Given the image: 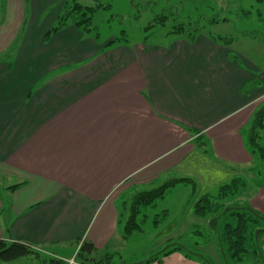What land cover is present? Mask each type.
<instances>
[{"label":"crops","instance_id":"0c3cea01","mask_svg":"<svg viewBox=\"0 0 264 264\" xmlns=\"http://www.w3.org/2000/svg\"><path fill=\"white\" fill-rule=\"evenodd\" d=\"M65 1L0 0V239L63 264L77 241L117 253L129 179L251 175L246 132L264 101V71L204 33L165 46L73 25L46 37Z\"/></svg>","mask_w":264,"mask_h":264},{"label":"rangeland","instance_id":"374dc122","mask_svg":"<svg viewBox=\"0 0 264 264\" xmlns=\"http://www.w3.org/2000/svg\"><path fill=\"white\" fill-rule=\"evenodd\" d=\"M239 1V6L236 7L232 3L227 4L226 0H112L110 10L100 12L97 17L98 34L102 39H106L112 36L119 37L121 30H125L126 38L132 40L130 42H137L141 41L149 33L154 32L155 34L152 35V38L160 41V35L166 29H156V32L150 30L144 34L139 31L149 25L155 15L167 10L174 12L176 10L180 19H190L191 22H197L202 18V22L207 23L209 21L207 18H214L219 20V22L207 26L206 29L223 37H232L234 47L243 52L249 62L264 71V25L261 22L264 21L263 6L257 4L255 0ZM237 8L250 11L249 17L237 18L238 20H236ZM257 11H261L260 17L256 14ZM118 15L126 17L120 22L119 19L115 18ZM135 15L138 18L133 17ZM112 16L114 20L110 23H105ZM129 16L131 18H127ZM222 18H226L227 21L221 22ZM168 26L167 24L166 27ZM203 33L206 34L207 30ZM254 35L255 38H251ZM262 144H264L263 141ZM250 169L251 175L237 177L245 183V188L233 199L225 200L224 204L238 203L248 206L251 211L260 214L264 220V160H261L256 155ZM167 180H169L168 177L153 179L152 183L149 184H138L132 183L134 179H129L119 187L116 191L114 202L117 203L119 210L120 236L128 217L126 204L130 202L132 196L137 192L157 187ZM230 180L224 179L218 183L211 184L203 179H196L198 192L194 198L189 197L190 187L178 185L174 189L169 190L165 199L156 208L148 209L146 213L147 219L143 224V232L136 234L129 240L120 239L117 247V253L121 257L120 264L145 262L161 250L174 244L184 248L179 251L185 257L181 264H224L223 257L215 241L211 239L208 243L203 242V237L211 231L207 227V220H199L198 223H195V225L202 226L201 228H192V225H190L191 219H194L191 207L199 194L208 192L214 197L217 195L218 187L230 182ZM155 220L158 221L157 224H154ZM262 226V223L256 226L253 225L255 231L253 237L250 236L252 239H249L246 244L247 253L244 255L243 261L238 263L230 261L229 264H264V234L261 233L262 236L259 238L256 235V232L260 231L259 228ZM72 244V246L62 247L58 251L59 255L65 258H75L78 251V243L74 242ZM44 255L41 257L44 262L37 259H21L10 263L0 262V264H51V257L45 253ZM30 259L33 258L30 257ZM78 262L79 258L77 257L74 261L72 259L67 260L66 264ZM150 264H157V262L152 261Z\"/></svg>","mask_w":264,"mask_h":264},{"label":"trees","instance_id":"16d2710c","mask_svg":"<svg viewBox=\"0 0 264 264\" xmlns=\"http://www.w3.org/2000/svg\"><path fill=\"white\" fill-rule=\"evenodd\" d=\"M112 0H66L61 11V14L57 18L55 25L46 35L55 33L68 25H73L80 31L93 35L96 39L99 37L98 24L96 19L100 12L109 11L111 8ZM227 1V4H234L239 6V0ZM257 4L263 6L264 12V0H255ZM228 7V6H227ZM236 20L249 17L250 11L237 8ZM259 17L261 11L256 13ZM126 16H116L121 22ZM138 18L137 15L133 16ZM127 18H131L130 16ZM238 18V19H237ZM202 18L197 22H191L190 19H180L179 13L167 10L166 12L155 15L142 30H139L141 34L148 33L150 30L161 29L166 31L161 34V40L153 39L154 32L149 33L141 39V42L145 45H168L174 38H182L189 43H193L195 39L207 30L208 37L215 43L222 45H230L234 41L232 37H223L221 35L214 34L210 30L206 29L209 25H214L219 22L214 18H207V23L202 22ZM114 20V17L107 20L105 23H110ZM226 18H222L221 22H226ZM264 25V21H261ZM167 24L169 25L168 27ZM140 29V28H138ZM251 38H255L251 36ZM263 40V39H262ZM132 40L126 38L125 30H121L119 37H116L109 44L114 43H129ZM254 84L248 85L251 88ZM264 132V101L253 115L249 128L246 132V146L251 154L258 156L261 160H264V147L262 144ZM178 185L190 187L189 197L194 198L197 190V184L194 179L191 178H178L169 179L157 187L137 192L132 196L130 202L126 204L128 212L127 220L122 229V240H129L136 234L143 232V224L145 223L148 209H154L156 206L165 199L167 192L174 189ZM21 186L20 184L10 187V190ZM245 188V183L239 179H231L230 182L223 184L218 188L217 195L211 196L210 193H201L192 204V213L198 220H207V227L210 231L205 237L203 242L208 243L213 239L219 249L221 256L223 257L224 264H229L230 261L238 263L243 261L244 255L247 253L246 244L249 239H252L255 227L258 222L259 214L251 211L248 206H244L238 203L224 204L225 200L233 199L240 191ZM166 214V213H163ZM215 218L216 222L214 228L209 227V221ZM158 221L155 220L154 224ZM202 227L199 225H192V228ZM204 228V227H203ZM203 230V229H202ZM201 234L200 232H198ZM264 234V230L258 234L259 238ZM202 236V234H201ZM251 236V237H250ZM79 242V241H77ZM184 248L178 244L170 245L166 249L161 250L152 258L145 262L135 264H150L152 261L157 262L160 257H166L175 251H181ZM95 252L91 243L82 242L75 255V258H79L81 264H119L121 257L118 253H105L97 258L92 257ZM39 258L40 254L34 251L29 245L20 243L17 241L6 242L0 239V262L10 263L25 258ZM51 263L63 264L60 260L51 259ZM123 264V263H122Z\"/></svg>","mask_w":264,"mask_h":264},{"label":"flooded vegetation","instance_id":"af4514ba","mask_svg":"<svg viewBox=\"0 0 264 264\" xmlns=\"http://www.w3.org/2000/svg\"><path fill=\"white\" fill-rule=\"evenodd\" d=\"M258 222L263 224V226L259 228L260 229V231H258V234H259L261 231L264 230V220H263V217L260 214L258 216Z\"/></svg>","mask_w":264,"mask_h":264},{"label":"water","instance_id":"95a60500","mask_svg":"<svg viewBox=\"0 0 264 264\" xmlns=\"http://www.w3.org/2000/svg\"><path fill=\"white\" fill-rule=\"evenodd\" d=\"M215 222H216V219L215 218H213V219H211L210 221H209V227L210 228H214V224H215ZM258 234V232H256V235ZM255 235V236H256Z\"/></svg>","mask_w":264,"mask_h":264}]
</instances>
